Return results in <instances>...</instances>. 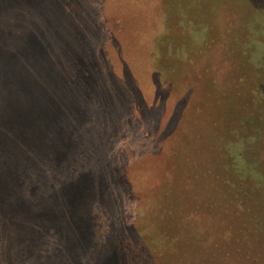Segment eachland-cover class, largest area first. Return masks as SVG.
Instances as JSON below:
<instances>
[{"label":"rangeland","instance_id":"374dc122","mask_svg":"<svg viewBox=\"0 0 264 264\" xmlns=\"http://www.w3.org/2000/svg\"><path fill=\"white\" fill-rule=\"evenodd\" d=\"M174 6L0 0V264H264V0Z\"/></svg>","mask_w":264,"mask_h":264},{"label":"trees","instance_id":"16d2710c","mask_svg":"<svg viewBox=\"0 0 264 264\" xmlns=\"http://www.w3.org/2000/svg\"><path fill=\"white\" fill-rule=\"evenodd\" d=\"M165 1H169V0H165ZM171 1V0H170ZM176 1V8L175 6L173 7V9L171 10H174V19L175 21L181 26L182 28V31H177L178 32V39H182L183 37H189L188 34V31H189V28L191 27L194 31H196L197 29V26L200 28L201 27V19L202 18V15L200 16V18H197L195 16V7L203 4V2H205V0H194V3H192V0H175ZM47 5H46V8H47V12L51 15V16H58L60 15V11L58 9V4L56 6V3H53V2H46ZM171 4V3H170ZM200 9V6L198 8V10ZM251 15H254V13H251ZM254 17V23L253 25H255L256 27H258L259 30H261L263 27H264V8H257L255 9V15L253 16ZM199 19H200V22H199ZM203 19V18H202ZM198 21V22H197ZM18 20L13 18L11 20V23H12V27H15L17 24H18ZM263 22V23H262ZM256 23V24H255ZM207 27V25H206ZM198 28V29H200ZM208 28V27H207ZM247 28H243V31H244V35H245V30ZM173 31V30H172ZM180 32V33H179ZM248 32L249 33H252L253 31H251L250 27H248ZM264 32V31H263ZM176 32L174 31L172 34L170 35H174ZM210 33V31H209ZM263 34V33H261ZM209 35V34H208ZM243 35V36H244ZM190 38V37H189ZM258 43V42H257ZM257 43H255L253 46H256ZM252 46V47H253ZM159 48H154L153 50L157 53V55H159V52L158 50ZM157 60V59H156Z\"/></svg>","mask_w":264,"mask_h":264}]
</instances>
